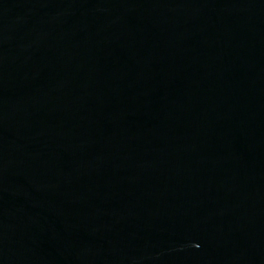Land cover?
Returning <instances> with one entry per match:
<instances>
[{
    "label": "water",
    "instance_id": "obj_1",
    "mask_svg": "<svg viewBox=\"0 0 264 264\" xmlns=\"http://www.w3.org/2000/svg\"><path fill=\"white\" fill-rule=\"evenodd\" d=\"M0 264H264V0H0Z\"/></svg>",
    "mask_w": 264,
    "mask_h": 264
}]
</instances>
